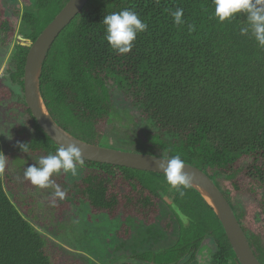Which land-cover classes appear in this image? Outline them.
<instances>
[{"label": "trees", "instance_id": "1", "mask_svg": "<svg viewBox=\"0 0 264 264\" xmlns=\"http://www.w3.org/2000/svg\"><path fill=\"white\" fill-rule=\"evenodd\" d=\"M68 1L35 0L20 14L18 33L34 41ZM177 8L184 10L181 25L171 15ZM124 9L137 12L148 27L130 52L118 54L105 39L102 20ZM5 11L0 0L3 44L14 32ZM214 11L213 0H89L51 46L41 94L58 125L95 145L110 138L104 128L111 118L112 123L121 121L113 103L114 92L121 94L145 126V139L127 126L118 135L120 144L167 158L179 154L205 172L232 206L264 264V47L240 33L246 24L243 15L220 22ZM28 51L15 46L10 84H0V101L8 92L26 116L4 151L7 164L0 172V264H55L46 237L24 215L33 200L29 189L35 186L24 179L31 202L19 201L10 191L8 162L13 156H46L58 148L23 97ZM122 111L123 117H131ZM20 144H27V151ZM81 169L77 178L63 172L52 177L66 195L53 204V188L51 209L85 206L109 220L122 217L126 224L132 219L152 225L165 217L163 231L170 236L165 247L139 250L129 256L131 261L116 264H189L206 239L215 246L210 264H240L213 209L191 186L173 187L162 174L86 160ZM243 195L256 201L248 214Z\"/></svg>", "mask_w": 264, "mask_h": 264}, {"label": "rangeland", "instance_id": "2", "mask_svg": "<svg viewBox=\"0 0 264 264\" xmlns=\"http://www.w3.org/2000/svg\"><path fill=\"white\" fill-rule=\"evenodd\" d=\"M34 1L1 0L6 10V16L11 20L14 28L12 37L7 39L4 44L1 42L3 35H0V84L2 87H8L7 85L10 84L8 79L11 71L10 60L15 46L17 44L27 45L28 43L18 33L21 23L19 16L25 9H31ZM16 11H19V14H16ZM17 92L20 93V89ZM5 95L8 96L0 101V147L4 155L9 143L17 135V128L26 124V116L22 110L20 108L18 110L15 101L13 105V100L8 92ZM123 100L124 97L121 94L114 92L113 103L116 104L115 110L121 115V121L114 120V123H112V118L110 119V124L104 128L110 138H103L100 145L138 152L139 149L122 145L118 141L120 138L118 135L126 132L127 126L139 138L145 139L143 133L145 126L137 117L136 111L124 105ZM122 110L131 117H123ZM111 132L113 135H110ZM41 157V155H30L21 158L13 156L8 162L9 171L13 176L10 191L14 197L20 196L19 201L31 202L26 197L25 188L27 183L24 181L23 173L26 167L35 165ZM81 170V166L78 167V174ZM70 176L76 177L71 174ZM52 191V187L40 189L35 186L30 188L28 194L33 197V200L28 205L31 209L24 215L46 237L48 254L55 264H116L121 261H131L129 256L139 250L165 247L170 241V236H167L163 231L165 222L163 216H160L157 222L152 225L137 223L132 219L127 222V225L123 222L122 217L109 220L103 216L95 215L85 206L56 211L49 206V197ZM240 200H243L242 206L247 214L250 208L249 205H253V202L256 203L253 198L244 195L241 196ZM24 207L26 206L24 205ZM256 219H258V216H256ZM130 226L132 230H130ZM126 228L130 233H125ZM204 244L207 245L208 249H203L201 253L197 252L196 259L189 264H210L215 246L208 239L204 241Z\"/></svg>", "mask_w": 264, "mask_h": 264}, {"label": "water", "instance_id": "3", "mask_svg": "<svg viewBox=\"0 0 264 264\" xmlns=\"http://www.w3.org/2000/svg\"><path fill=\"white\" fill-rule=\"evenodd\" d=\"M89 0H69L57 16L34 41H27L23 75V97L37 124L59 147L76 144L84 160L100 164L126 167L134 170L165 175L157 166L167 157L130 152L88 143L64 130L51 116L41 94L40 80L47 54L59 34L83 10ZM185 171L193 176L189 185L196 190L218 217L240 264H261L238 221L235 212L215 182L199 168L185 163Z\"/></svg>", "mask_w": 264, "mask_h": 264}, {"label": "clouds", "instance_id": "4", "mask_svg": "<svg viewBox=\"0 0 264 264\" xmlns=\"http://www.w3.org/2000/svg\"><path fill=\"white\" fill-rule=\"evenodd\" d=\"M215 5L214 16L220 21L231 20L238 15H243L246 24L240 28L242 35L250 34L259 46L264 47V0H213ZM182 8H177L171 13L174 23H184ZM105 26V39L109 46L118 54H127L134 47L137 35L146 31L139 14L131 9L112 12L102 20ZM22 151H27V144H20ZM82 151L76 144L60 145L55 153L42 156L35 165L25 168L24 179L40 189L52 187L53 201L55 198L63 199L66 190H62L52 179L61 172L72 176L78 174V166L83 165ZM7 164V157L0 152V172ZM165 174L167 182L173 187H187L192 183L193 176L185 171V162L179 154L168 159L160 160L157 165ZM181 195L184 193L181 192Z\"/></svg>", "mask_w": 264, "mask_h": 264}, {"label": "flooded vegetation", "instance_id": "5", "mask_svg": "<svg viewBox=\"0 0 264 264\" xmlns=\"http://www.w3.org/2000/svg\"><path fill=\"white\" fill-rule=\"evenodd\" d=\"M24 40H26V39H24ZM27 41H30V40H27ZM10 61H11V60H10ZM10 66H11V68H12V65H11V64H10ZM205 248L208 249L207 245L204 244V242H203V244H202V246H201V248H200V250H199V253H201V252L203 251V249H205Z\"/></svg>", "mask_w": 264, "mask_h": 264}]
</instances>
